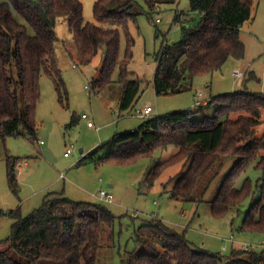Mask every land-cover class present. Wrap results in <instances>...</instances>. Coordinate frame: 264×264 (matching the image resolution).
<instances>
[{
  "label": "trees",
  "instance_id": "16d2710c",
  "mask_svg": "<svg viewBox=\"0 0 264 264\" xmlns=\"http://www.w3.org/2000/svg\"><path fill=\"white\" fill-rule=\"evenodd\" d=\"M146 3L153 10L174 5L177 0H146ZM189 4L191 11L199 15L198 23L183 28L182 39L173 45H162L156 55L152 86L157 97L186 93L192 89L195 78L222 73L231 60L241 61L245 57L240 33L251 19L253 0H189ZM93 12L100 25L85 23L80 0H0V144L7 138L23 136V131L36 139L35 116L43 75L54 82L60 99L62 92L66 93L55 51L60 40L59 22L66 24L73 35L81 65L91 64L103 51L100 77L91 82L90 93L97 95L105 91L118 70V82L123 85L119 111L134 108L142 82L129 78L135 41L128 25L137 21L141 8L134 0H95ZM180 17L177 16V21ZM122 33L127 38L123 58L120 57ZM242 88L211 98L195 110L148 119L138 130L116 134L111 151L97 158L96 163H133L174 147L176 155L150 169L144 185L152 188L166 169L185 162L186 170L169 182L172 190L168 194L171 200L187 203L196 201L193 193L200 178L208 173L216 176L223 159L237 157L238 163L211 203L212 215L225 217L251 193L248 179L240 188L236 186L240 174L257 160L260 161L257 169L264 171V135L258 138L255 130L264 112V95ZM213 106L212 117L198 119L205 108ZM78 121L72 115L70 127ZM96 155L97 149L85 159L94 160ZM19 160L6 155L12 191L18 187ZM258 193L259 198L253 202L241 228L264 233V183ZM5 216L16 223L10 238L3 242L6 248L0 251V264H97L105 227L113 226L115 221L113 213L105 208H91L57 194H48L26 219L19 210ZM139 234L137 241L143 251L134 252L130 264H220L222 261L219 255L193 248L161 221L143 223ZM225 264H264V253L235 249Z\"/></svg>",
  "mask_w": 264,
  "mask_h": 264
},
{
  "label": "rangeland",
  "instance_id": "374dc122",
  "mask_svg": "<svg viewBox=\"0 0 264 264\" xmlns=\"http://www.w3.org/2000/svg\"><path fill=\"white\" fill-rule=\"evenodd\" d=\"M80 1L85 23L100 25L93 12L95 0ZM134 1L140 6L141 15L136 22L128 25L135 41L128 73L130 79L139 80L142 84L139 99L127 112L119 111L123 91V85L118 82L119 71H115L113 83L105 91L91 94V82L100 77L103 51L91 64L81 65L73 35L66 24L58 23L60 40L55 44V51L66 93L62 92L60 99L54 82L43 75L39 82L41 96L35 116L36 139H31L23 131V136L7 138L5 143L0 144V251L6 248L3 242L10 238L16 223L15 219L5 214L19 210L21 217L26 219L40 207L48 194H57L91 208H105L115 216L113 226L105 227L97 264H130V256L143 251L137 241L140 227L152 220L161 221L175 230L193 248L219 255L222 258L220 264H225V259L231 257L235 249L249 247L252 251L264 253V233L241 228L264 183V171L257 169L259 160L240 174L236 184L240 188L248 179L252 187L250 195L223 218L212 215L211 203L224 179L238 163L237 157L223 159L222 168L216 176L208 173L200 178L193 193L196 201L187 203L171 200L168 194L172 190L169 182L186 170L185 162L166 169L152 188L144 185L150 169L176 155L174 147L133 163H96L97 158L111 151L116 134L138 130L148 119L195 110L197 93L211 99L240 91L232 78L236 70L244 74L242 89L264 95V0H253L251 19L241 29L240 37L245 45L243 60H231L222 73L197 77L190 91L166 97H157L152 86L157 67L156 55L162 45L178 43L182 39L183 28L196 25L199 15L191 11L189 0H177L174 5H162L153 10L149 9L146 0ZM179 15L181 17L177 21ZM126 45L127 38L122 33L121 58L125 55ZM145 107L152 108L154 112L150 118L142 119L136 111ZM214 112L215 106L207 107L198 119L212 117ZM72 115H76L79 121L70 127ZM83 115L89 117L93 127L82 120ZM260 122L255 128L258 138L264 135V112ZM38 141L44 144L39 145ZM71 147L73 153L66 158L64 154ZM96 149V159L86 160L88 153ZM80 150L84 151L83 155ZM6 155L20 159L16 167V191H12L8 183ZM61 175L65 180L61 179ZM100 191L113 194L115 203L98 201L96 196Z\"/></svg>",
  "mask_w": 264,
  "mask_h": 264
},
{
  "label": "built area",
  "instance_id": "2783aa9c",
  "mask_svg": "<svg viewBox=\"0 0 264 264\" xmlns=\"http://www.w3.org/2000/svg\"><path fill=\"white\" fill-rule=\"evenodd\" d=\"M232 78L235 80L236 86L238 88H241L243 86L244 74L241 71H239V70L234 71L232 73ZM202 97H203L202 94L197 95L196 102L194 103V108H198V107L202 106L203 104H205L204 101H201ZM152 114H153V109L150 107H145L144 109H142L140 111H136V115H138V117H140L142 119L150 118ZM82 120L88 122L89 126H92V127L94 126V124L91 121H89V117L87 115H83ZM38 144L43 145L44 143L42 141H38ZM72 153H73V147L67 149L64 156L66 158H68L72 155ZM61 179L65 180V177L63 175H61ZM96 199L100 202H103V203H108V204L115 203L114 195L111 194L110 192H107V191H100L99 194L96 196ZM250 249L251 248H249V247H244V250H246V251H252ZM252 249H254V248H252ZM223 251H226V249L223 248Z\"/></svg>",
  "mask_w": 264,
  "mask_h": 264
},
{
  "label": "crops",
  "instance_id": "0c3cea01",
  "mask_svg": "<svg viewBox=\"0 0 264 264\" xmlns=\"http://www.w3.org/2000/svg\"><path fill=\"white\" fill-rule=\"evenodd\" d=\"M245 72H247V71H245ZM198 94H202V93H197V95ZM197 95L195 96V101H194V103L196 102V97H197ZM203 95V94H202ZM209 100L210 99H205V96L203 95V97H202V99H201V101H204L206 104L209 102ZM153 112H154V110H153ZM83 154H84V151H83ZM39 202V201H38ZM35 205H36V201H35Z\"/></svg>",
  "mask_w": 264,
  "mask_h": 264
},
{
  "label": "water",
  "instance_id": "95a60500",
  "mask_svg": "<svg viewBox=\"0 0 264 264\" xmlns=\"http://www.w3.org/2000/svg\"><path fill=\"white\" fill-rule=\"evenodd\" d=\"M80 154L83 155V150H80Z\"/></svg>",
  "mask_w": 264,
  "mask_h": 264
}]
</instances>
